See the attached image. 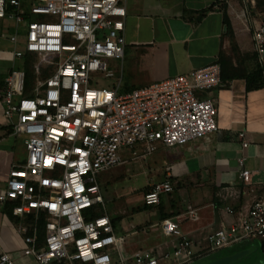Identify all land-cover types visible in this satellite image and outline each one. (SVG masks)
Segmentation results:
<instances>
[{"label":"built area","instance_id":"obj_1","mask_svg":"<svg viewBox=\"0 0 264 264\" xmlns=\"http://www.w3.org/2000/svg\"><path fill=\"white\" fill-rule=\"evenodd\" d=\"M26 14L41 17L27 19ZM125 15L122 0H30L24 7L22 0H0V18L24 27L23 48L14 56L35 52L38 64L52 66L29 96L23 93L24 70H11L1 96L3 116L25 153L7 171L0 208L8 206L16 220L21 255L38 264H187L264 237V199L257 198L237 222L207 234L205 249L194 248L178 224L164 218L162 233L176 239L171 250H135L129 256L120 250L98 173L121 163L125 152L144 157L158 145H182L216 132L213 100L195 92L221 82L219 64L211 63L126 92L96 86L91 74L112 77L108 59L123 56ZM250 22L264 78V10ZM9 40L15 42L16 35ZM237 137L243 151L248 139L243 130ZM245 161L243 151L237 157L238 175L249 183ZM171 190L167 180L154 183L143 193V203L155 205ZM0 264L15 263L0 250Z\"/></svg>","mask_w":264,"mask_h":264},{"label":"crops","instance_id":"obj_2","mask_svg":"<svg viewBox=\"0 0 264 264\" xmlns=\"http://www.w3.org/2000/svg\"><path fill=\"white\" fill-rule=\"evenodd\" d=\"M29 1L22 0L23 7ZM122 4L126 11L123 56L110 60L114 78L111 83L120 92L187 74L211 63L220 66V84L195 92L213 100L216 132L182 145H158L144 157L123 154L125 159H133L147 178L139 194L141 205L132 211L141 218L130 224L128 232L146 233L147 247L138 250L160 253L175 246L176 239L160 229L159 221L164 218L175 221L194 248L205 249L207 234L237 222L254 199H264V78L253 49L250 22L260 19L264 0H256L255 5L243 0H122ZM28 17L41 16L26 14L25 18ZM24 33V27L12 19L0 18V191L5 187L9 167L24 158H14L11 138L17 136L9 131L1 100L8 73L22 69L23 57H15L13 52L23 48ZM13 34L15 42L9 40ZM257 73L262 85L257 84ZM247 77L254 79L250 85ZM240 130L248 139L243 151L249 183L238 175L237 157L243 152L237 137ZM165 180L172 190L160 194L155 205L142 203L144 190ZM227 208L233 212L229 213ZM106 214L115 224L120 220V216L108 211ZM15 222L4 207L0 208V250L9 253L15 264L34 262L21 255L18 234V246L11 245L16 241L12 239ZM113 227L115 230L114 224Z\"/></svg>","mask_w":264,"mask_h":264},{"label":"rangeland","instance_id":"obj_3","mask_svg":"<svg viewBox=\"0 0 264 264\" xmlns=\"http://www.w3.org/2000/svg\"><path fill=\"white\" fill-rule=\"evenodd\" d=\"M21 26L23 25L21 24ZM110 60L111 59H108V65L111 69L113 67L110 65ZM35 61H38L37 55L35 56ZM91 76L97 79L95 85L98 87H113V85H115V83H111L114 79L113 76L105 77L102 72L92 73ZM12 140H14V147L12 150L14 158L23 156L25 151L20 144L19 136L13 137V139L11 138V141ZM123 159L124 160L121 163L100 171L98 173V182L100 183V187L102 189L101 193L106 211L113 216H120V220H118L115 224V233L121 238L119 242L120 250L124 256H127L132 254L135 250L147 247V244L144 242V238H146V233L144 231L138 230L136 232L128 233L130 230V224L136 223L138 219L141 218L140 216L135 215V212L132 211L133 208L141 205L139 194L141 193L144 185H146L147 178L142 172V169L134 163L133 159H125L124 155ZM146 191L147 190H144V192ZM16 238L17 233L12 231V239ZM249 241L250 240H246L238 244H234V246L229 245L226 249H224V251H228L232 248L235 249L237 246H241ZM254 243L258 245L259 242L256 239L254 240ZM19 244L20 247L22 244ZM11 245L12 247H17V239L16 241L13 240ZM15 251L18 253L17 250ZM18 255L19 253L17 256ZM28 264L38 263L34 261Z\"/></svg>","mask_w":264,"mask_h":264},{"label":"trees","instance_id":"obj_4","mask_svg":"<svg viewBox=\"0 0 264 264\" xmlns=\"http://www.w3.org/2000/svg\"><path fill=\"white\" fill-rule=\"evenodd\" d=\"M10 6L8 4H6L5 6V10L6 12L10 10ZM27 19H30L29 17ZM37 54L35 52H26L24 53L23 60H22V69L24 70V95L25 96H29L32 93V88L33 86L42 81L44 78H46L51 72H52V66L51 65H43V64H38L37 61H35V56ZM220 74H221V70H220ZM257 79H259V83L257 84H261V75L260 73H257ZM248 83L249 85L251 84L252 81H254V79H249V77H247ZM9 131L12 132V126L9 125ZM4 211L5 213L12 217L8 206L4 207ZM112 223L115 225L114 223V219H111ZM112 224V225H113ZM40 235H41V231H40ZM256 240V239H254ZM260 241V244L258 243V248L259 250H257L256 252V256L258 257L260 255V257L264 258V237L261 239H257ZM261 253L263 254V256H261ZM52 264H58L57 262H54ZM60 264V263H59Z\"/></svg>","mask_w":264,"mask_h":264},{"label":"water","instance_id":"obj_5","mask_svg":"<svg viewBox=\"0 0 264 264\" xmlns=\"http://www.w3.org/2000/svg\"><path fill=\"white\" fill-rule=\"evenodd\" d=\"M226 248L223 247L187 264H264L262 257L256 256L258 245L254 241L224 251Z\"/></svg>","mask_w":264,"mask_h":264}]
</instances>
